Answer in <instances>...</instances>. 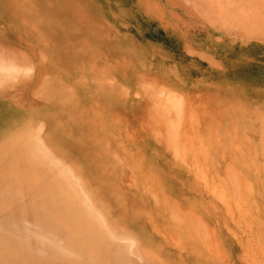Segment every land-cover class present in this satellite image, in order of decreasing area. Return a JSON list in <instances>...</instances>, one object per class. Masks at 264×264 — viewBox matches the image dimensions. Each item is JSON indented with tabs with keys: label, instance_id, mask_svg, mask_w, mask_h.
<instances>
[{
	"label": "rangeland",
	"instance_id": "rangeland-1",
	"mask_svg": "<svg viewBox=\"0 0 264 264\" xmlns=\"http://www.w3.org/2000/svg\"><path fill=\"white\" fill-rule=\"evenodd\" d=\"M0 66V218L120 264H264V0H0ZM4 236L0 264H41Z\"/></svg>",
	"mask_w": 264,
	"mask_h": 264
},
{
	"label": "bare ground",
	"instance_id": "bare-ground-1",
	"mask_svg": "<svg viewBox=\"0 0 264 264\" xmlns=\"http://www.w3.org/2000/svg\"><path fill=\"white\" fill-rule=\"evenodd\" d=\"M0 68L4 69L1 66ZM9 200L10 198H6L3 200V202L6 203V202H9ZM35 212L37 215V209L34 210V213ZM47 213L49 214V211ZM43 214H44V211H43ZM39 216L43 217L42 215H40V213L38 215V218H40ZM17 217L15 218L12 215V216H6L5 218H0L1 219L0 235H5L4 241L13 242V247L19 248V251L16 250L14 254H22L23 256L26 257V259L29 258L31 260H41L42 262L39 261L41 264H107V263L108 264H120L119 261H117V258L113 255V253L112 254L109 253L106 255L102 254L100 250H104L105 246L102 247V244L98 245L96 235H94L93 237L94 232H92L90 228H88V226H86V228H88L86 229L88 236L82 237L85 240V243L81 241L76 242L74 247H70L68 244H66V242H68V238L66 237L61 238L60 236L56 235L54 229L46 228L45 224L47 225L51 224L50 222H48L47 219H44V220L42 218L39 219L41 223H44V226H45L44 227L43 225L37 224V222H39L38 220L37 222L33 221V224L30 221L29 225H25L21 223L19 221L20 219H17ZM25 219L27 220V218ZM21 221H23V219ZM73 226H74V223L72 222L68 226V228L73 227ZM47 227H50V226H47ZM64 235L66 236V233ZM20 238H22L23 241L25 239L26 240L30 239V240L29 241L25 240L26 242L25 241L23 242L22 239ZM58 238H60L64 242L61 243V241H59ZM101 238L102 236L98 237V239H101ZM16 239H20L23 243H19L20 242L19 240H17L18 242L15 241ZM34 239L35 241H37L36 243L35 241L33 243ZM38 241H39V244L42 243L44 245L40 244L39 248H37L36 246L38 245L37 244ZM33 244H35L36 246H33ZM64 245L69 246V248H67ZM74 249L79 253V255L77 253L75 255V253L72 252ZM83 251H92L93 254L90 256V262L85 258V257H89V255H86V254L84 255L83 253H81ZM44 255H46V257L48 256L47 257L48 259L47 258L44 259L43 258ZM72 256L76 259H74V261H67V258L72 257ZM2 263L7 264L5 260H3Z\"/></svg>",
	"mask_w": 264,
	"mask_h": 264
}]
</instances>
